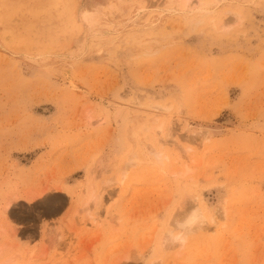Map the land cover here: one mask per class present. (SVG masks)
<instances>
[{
	"label": "rangeland",
	"instance_id": "rangeland-1",
	"mask_svg": "<svg viewBox=\"0 0 264 264\" xmlns=\"http://www.w3.org/2000/svg\"><path fill=\"white\" fill-rule=\"evenodd\" d=\"M189 1L0 0V264H264V0Z\"/></svg>",
	"mask_w": 264,
	"mask_h": 264
},
{
	"label": "bare ground",
	"instance_id": "bare-ground-1",
	"mask_svg": "<svg viewBox=\"0 0 264 264\" xmlns=\"http://www.w3.org/2000/svg\"><path fill=\"white\" fill-rule=\"evenodd\" d=\"M176 1H178V0H176ZM194 1V0H193ZM216 0H211V3H214ZM188 2H191V1H189V0H181V4H182V8L181 9H184L185 7H186V5L188 4ZM207 2V1H206ZM210 3V4H211ZM191 3H189V5H190ZM198 4V3H197ZM205 4V3H204ZM207 4V3H206ZM208 4H209V2H208ZM99 8V7H98ZM101 8V7H100ZM144 10H145V8H143ZM185 9H187V8H185ZM189 9H190V11H191V8L189 7ZM200 9V8H199ZM183 11V10H182ZM197 11H198V9H197ZM201 12L203 11V13H200V15L197 17V18H201V17H204L206 14H207V11H204V9H202L201 8V10H200ZM200 11H198V12H200ZM95 12V11H94ZM92 13V12H90V11H84L83 13H82V17H81V20H83L85 23H88V24H92L93 23V21H94V18H96L95 17V13ZM192 12V11H191ZM190 12V13H191ZM194 12V11H193ZM184 13H185V11H184ZM191 15V14H190ZM196 18V19H197ZM195 20V19H194ZM80 21V20H79ZM189 21H191V19L189 20ZM95 22H97V21H95ZM196 22H200V20H196ZM196 22H194V24L196 23ZM187 24H188V22H187ZM191 25V22H190V24H189V27H191V28H194L193 27V23H192V26H190ZM195 26V25H194ZM213 26V25H212ZM87 27V26H86ZM88 27H91V26H88ZM160 128H161V126H158V131H160ZM168 131V132H167ZM166 134L164 135V139L163 140H165L166 138L165 137H167L168 139H166L165 141H163L164 142V145L166 146H173L174 148L173 149H175L177 152L179 151V153H177L178 155L179 154H181L180 155V157L181 156H184L183 155V152H186L187 154H188V157H191V156H189V155H191V154H189V152H193L194 151V149H195V144H196V141H194L192 138H184V137H182L181 135H180V137L178 138L177 136H173L174 134L173 133H171V130H170V126L166 129ZM173 134V135H172ZM167 135V136H166ZM170 138H172V139H170ZM184 138V139H183ZM184 140L186 141V142H184ZM201 140V139H200ZM205 140H207V135L205 136ZM205 140H202V142L203 141H205ZM185 143V144H184ZM162 144V143H161ZM160 144V145H161ZM193 144V145H192ZM197 145V144H196ZM199 145H201V144H199V142H198V145L197 146H199ZM154 146V145H153ZM171 148V147H170ZM172 149V150H173ZM181 151V152H180ZM150 153V152H149ZM152 153V152H151ZM185 153V154H186ZM153 154V156H156V158H159L160 157V154L157 152V150L154 152V153H152ZM177 155V156H178ZM134 156V155H133ZM132 156V157H133ZM180 157L178 156V158L180 159ZM187 157V156H186ZM182 158V157H181ZM185 158V157H184ZM184 158H182V159H184ZM166 159V158H165ZM133 160H135V159H133V158H131V161H128L127 163V165H133V164H135L134 163V161ZM188 160V159H187ZM192 161V160H191ZM187 162V161H186ZM183 165H184V163H183ZM99 167V166H98ZM186 167V166H185ZM125 170V169H124ZM187 170V169H186ZM185 170V171H186ZM188 170H189V167H188ZM188 170H187V172H188ZM100 171H101V168H100ZM181 172V171H180ZM93 173H94V171H93ZM99 174H100V172H98ZM94 174H96V173H94ZM183 174H184V172H183ZM187 174V173H186ZM174 175H176V174H174ZM185 175V174H184ZM94 177V176H93ZM94 195V194H93ZM91 196V199L90 200H93V199H95V196ZM30 200H31V198H30ZM101 201V200H100ZM102 202V201H101ZM9 206V205H8ZM191 208V209H190ZM223 208V207H222ZM189 210L187 211V209H186V211L185 210H183L184 211V213H183V211H182V214H180L179 216H177V218L176 219H173L174 220V226L178 229V232L176 233V234H171V232H169L168 231V234L170 235V237L168 238V240H169V242H170V244L172 245V246H174L175 244V241H178L179 243H184V241H186V239H185V236L188 234V233H192V232H196V231H199V230H201V228L198 226V225H201V224H203L204 223V220H205V216L203 215V211H202V209H199L198 207H196L195 209H193L192 207H189L188 208ZM224 211V210H223ZM224 216V215H223ZM213 219L214 220H216L215 218H212L211 217V220H212V222L215 224L216 222H214L213 221ZM172 220V221H173ZM170 224V223H169ZM171 225V224H170ZM172 226V225H171ZM205 228V227H204ZM171 229H175V228H171ZM176 229V230H177ZM203 229V228H202ZM167 235V234H166ZM189 236V235H188ZM166 237V236H165ZM164 237V238H165ZM165 240V239H164ZM163 244H164V242H163ZM183 245V244H182ZM166 246V245H165ZM167 247V246H166ZM165 248V247H164ZM167 249V248H166Z\"/></svg>",
	"mask_w": 264,
	"mask_h": 264
}]
</instances>
